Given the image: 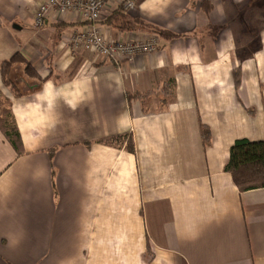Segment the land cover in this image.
I'll return each instance as SVG.
<instances>
[{"label": "crops", "instance_id": "crops-1", "mask_svg": "<svg viewBox=\"0 0 264 264\" xmlns=\"http://www.w3.org/2000/svg\"><path fill=\"white\" fill-rule=\"evenodd\" d=\"M39 2L0 0V90L23 142L0 129V264H264V187L225 170L237 139H264V0H135L133 29L112 0L103 32L158 41L120 64L71 49L79 13L38 27ZM16 53L37 71L11 67L19 95L1 71Z\"/></svg>", "mask_w": 264, "mask_h": 264}, {"label": "trees", "instance_id": "trees-1", "mask_svg": "<svg viewBox=\"0 0 264 264\" xmlns=\"http://www.w3.org/2000/svg\"><path fill=\"white\" fill-rule=\"evenodd\" d=\"M124 5L117 10V15H113V18L121 20L120 29H133V20L125 21L127 14ZM161 33L176 36L175 34H169L164 31ZM17 62H25V71L28 75L36 76L37 71L33 66L19 53L13 55L10 59L1 62V71L3 81L6 86L10 87L16 95H19L20 91L17 85L10 78L11 67ZM241 79L240 69L235 70L236 85L239 86ZM10 101L7 99L3 92L0 90V129L5 134L7 139L11 142L17 152H23V142L21 134L13 121L12 111L9 107ZM253 111V110H252ZM201 132L205 145L211 142V130L210 128L201 123ZM125 138L122 135L105 137L100 142L109 145H120ZM126 148L133 150L132 136L128 137L126 142ZM225 170L230 172L235 184L241 191L252 190L256 188L264 187V139L250 140L247 138L237 139L230 149L229 160L225 166ZM150 251V249H149Z\"/></svg>", "mask_w": 264, "mask_h": 264}, {"label": "built area", "instance_id": "built-area-1", "mask_svg": "<svg viewBox=\"0 0 264 264\" xmlns=\"http://www.w3.org/2000/svg\"><path fill=\"white\" fill-rule=\"evenodd\" d=\"M112 0H40L35 14V23L43 27L51 12L58 16L68 11L79 13L85 25L71 34L68 44L72 50H87L94 55L103 56L116 64L124 60H133L140 54L157 50L158 41L154 36L115 39L99 27L104 8ZM126 10L135 6V0H120Z\"/></svg>", "mask_w": 264, "mask_h": 264}]
</instances>
